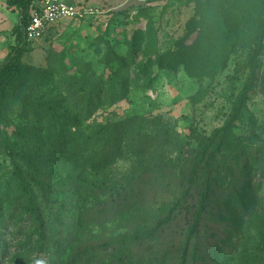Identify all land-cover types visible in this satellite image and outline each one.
<instances>
[{"label":"rangeland","instance_id":"obj_1","mask_svg":"<svg viewBox=\"0 0 264 264\" xmlns=\"http://www.w3.org/2000/svg\"><path fill=\"white\" fill-rule=\"evenodd\" d=\"M67 1L102 12L61 20L42 39L27 42L21 61L30 74L21 92L28 105L47 104L69 116L76 140L87 138L102 124L131 116H162L176 131L166 145L143 155H125L97 171L56 151L34 119L6 111L0 121V219L10 225L0 234V264H67L77 246L145 228L171 207L178 189L156 182L157 194L123 217L95 221L88 214L109 198V186L129 188L143 167H168L166 172L173 168L169 180L174 184L175 172L181 174L200 154L206 138L232 123L248 75L245 59L251 33L264 10V0ZM13 2L18 3L0 0V63L16 44L15 30L21 24L19 0ZM114 53L124 57L125 64L116 61ZM260 63L254 90L231 124L229 145L219 149L216 177L221 183L233 179L227 167L236 159L244 174H260L263 168L251 148L264 143V52ZM99 78L105 84L101 90L95 88ZM89 87L95 88L94 102L102 95L90 112ZM19 127L32 133L24 135L14 157L40 195L47 231L44 249L24 200L15 193L14 160L5 145L3 129L11 136ZM254 188L264 196V177L258 176ZM226 218L227 224L219 227L221 219L212 215L203 227L206 246L216 259L263 264L264 204L251 216ZM223 230H228L225 238Z\"/></svg>","mask_w":264,"mask_h":264},{"label":"trees","instance_id":"obj_2","mask_svg":"<svg viewBox=\"0 0 264 264\" xmlns=\"http://www.w3.org/2000/svg\"><path fill=\"white\" fill-rule=\"evenodd\" d=\"M32 0H19L22 10L21 24L16 28V44L6 58L0 63V121L6 111H17L25 119L32 118L43 126L42 137L60 153H69L83 161L89 169L97 171L116 164L125 155H140L166 145L175 133V128L162 116H131L117 121L102 124L93 134L82 140H76L72 133L70 117L55 108L44 104H29L22 96L21 89L29 81V70L23 66L21 57L27 42L25 26ZM12 3L13 0H10ZM137 43L132 44L133 55L137 52ZM264 52V10L254 23L251 33V44L245 59L248 75L238 97L232 123L239 118L241 107L249 100L258 78L260 61ZM116 61L125 64V58L114 53ZM111 60H107L110 65ZM148 64H145L146 71ZM103 78H99L96 89L104 87ZM89 82L86 83V88ZM101 86V87H100ZM88 89L89 112L94 103L101 101V94L95 98ZM231 122L215 130L206 138L200 154L193 158L181 173L175 172V183L169 180L174 169L168 172L157 166H146L137 174L129 188L123 189L109 186L110 196L100 201L88 213L90 218L99 221L102 218L123 217L128 211L144 205L148 199L157 194L156 182H164L175 186L178 193L171 207L156 216L145 228L122 232L113 236L88 241L77 246L70 254L67 264H225L216 259L203 238V227L212 215L221 219L217 225H226V217L251 216L252 211L264 204V196L254 188L256 179L264 177V143L262 147L251 148L258 161L263 162L260 174L248 172L244 174L242 162L237 159L228 162V175L232 180L221 183L216 177L220 167V147L229 145L228 133ZM27 128H16L10 136L3 129L5 145L14 160L13 177L15 193L24 200L25 209L31 216L38 234L40 247L47 245L46 219L42 209L40 195L27 177L24 168L15 160V152ZM32 135V133H29ZM29 136V135H28ZM245 161V160H244ZM246 159V164L248 163ZM161 170V171H160ZM163 180L158 181L160 173ZM132 178V176H131ZM38 181V180H36ZM240 185L239 188L235 185ZM248 189V190H247ZM248 191L247 198L243 193ZM247 194V193H246ZM98 208V210H96ZM8 223L0 219V234ZM223 238L228 230L220 232ZM216 242L215 244H217ZM1 255V254H0ZM1 259V256H0ZM264 264V262H263Z\"/></svg>","mask_w":264,"mask_h":264},{"label":"built area","instance_id":"obj_3","mask_svg":"<svg viewBox=\"0 0 264 264\" xmlns=\"http://www.w3.org/2000/svg\"><path fill=\"white\" fill-rule=\"evenodd\" d=\"M102 9L67 0H37L29 7L25 37L29 42L42 39L51 26L64 19H86L99 15Z\"/></svg>","mask_w":264,"mask_h":264}]
</instances>
